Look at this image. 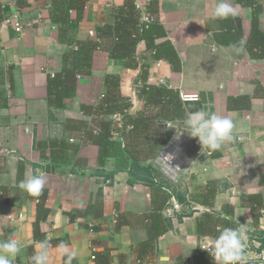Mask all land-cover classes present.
Listing matches in <instances>:
<instances>
[{"label":"crops","instance_id":"0c3cea01","mask_svg":"<svg viewBox=\"0 0 264 264\" xmlns=\"http://www.w3.org/2000/svg\"><path fill=\"white\" fill-rule=\"evenodd\" d=\"M233 3L234 15L213 20L214 0H0V241L18 240L14 264H31L45 238L53 246L49 264H63L55 248L61 241L76 253L72 264H214L201 246L240 225L247 264H257L264 246V72L262 52L248 43L256 17L264 36V0ZM15 12L22 35L5 23ZM143 16L156 20L159 54L141 40L130 58L136 66L127 67L111 56L114 27L131 31ZM93 42L100 46H84ZM65 69L79 72L64 107L56 108L49 84ZM158 90L176 92V100L198 94L199 101L188 102L191 111L236 123L235 141L178 184L160 178L168 191L154 184L146 156L175 139L192 143L190 155L201 145L178 135L182 120L160 119L176 101L150 100ZM108 93L115 109L98 116L94 108ZM37 170L47 183L33 197L18 185ZM41 204L48 215L36 237Z\"/></svg>","mask_w":264,"mask_h":264},{"label":"clouds","instance_id":"9594fccd","mask_svg":"<svg viewBox=\"0 0 264 264\" xmlns=\"http://www.w3.org/2000/svg\"><path fill=\"white\" fill-rule=\"evenodd\" d=\"M233 0H214V7L211 12V19L226 20L235 14ZM237 53L240 51L236 50ZM194 99V98H193ZM184 131L191 138H197L201 145V151H219L225 144L232 143L236 137L234 129L235 121L229 116H221L205 111H188L185 118L180 121ZM47 183L46 173L37 170L36 174L26 176L19 182L18 187L33 197H39ZM246 226L240 225L239 228H223L219 235L212 238L210 245L203 249L213 258L214 264H247V244L244 234ZM33 255L30 257L31 264H49V249L52 244L48 238L37 241ZM55 248L63 257V264H72L76 253L69 250V246L61 241ZM21 252L18 240L14 236L0 241V264H14V259Z\"/></svg>","mask_w":264,"mask_h":264},{"label":"trees","instance_id":"16d2710c","mask_svg":"<svg viewBox=\"0 0 264 264\" xmlns=\"http://www.w3.org/2000/svg\"><path fill=\"white\" fill-rule=\"evenodd\" d=\"M88 0H83V4L86 3ZM1 7V6H0ZM69 8L68 9H72L73 8V4L72 2L69 3ZM134 10L138 9L137 6H133ZM80 9V6H78V10ZM0 12H1V8H0ZM153 17V16H152ZM140 18V17H139ZM154 18V17H153ZM254 28H253V32H252V38L250 39L249 43H248V48L250 50L256 49L259 52H262L261 56L264 59V36L261 34V32L258 30L257 28V17L254 19ZM154 25H156V20L153 19V22L149 25H146V23H144L143 21L140 22L139 19V23L138 25L136 24L133 29L130 31H126L124 28V24L123 25H119V23L116 24V27H114V32L116 35V39H117V45L116 47L111 51V56L115 59H123L126 61V65L127 67H135L136 65L134 63L131 62L130 58L132 57V54H135V49L137 44L141 41V40H146L148 42V45L152 48L156 49V54H159V50L157 47H155V45L153 44L154 41V34H156V36H158L157 32H154ZM99 43V42H98ZM93 42V43H89L88 45H84L85 47H87L89 50L92 49H96L98 48L100 45ZM81 48V47H80ZM78 52V51H77ZM134 61H137L136 58ZM78 70H73V69H65L62 73L61 76L56 75L53 79L50 80V84H49V103L51 106L56 107V108H63V101L65 100V98H67L70 95V90L73 87V83L75 81L76 76L78 75ZM114 77H108V81L109 84L111 85L110 88H114L113 86L115 85L114 83ZM150 89H154V88H150ZM153 91V90H152ZM115 93V92H114ZM108 93V97L106 96L101 102L100 104L95 107V111H96V115L98 116H103L106 114H109L112 110V108H114L115 105L110 104L112 97H115L114 94L112 93V97H109ZM149 94V92H148ZM169 94L170 97L167 95ZM176 92H172V91H166L163 90L162 91H157L156 93H152V95L150 96V100L154 101L157 100V102H164L165 98L168 100L170 99V101L172 99H174L176 102L174 103V105H170L169 107H163V114L162 112H160V119L163 118L164 120H183L185 118V113L188 111H191L190 109V104H188V102H184L185 104H183L182 99H181V95L179 94V98L176 100ZM114 99V98H113ZM115 109V108H114ZM145 120L142 118L141 120H139V124L143 123ZM130 123L133 124L132 129L134 130L137 127L138 121L132 120ZM155 138V143H159L161 142L162 138H160V134L159 132H157V137ZM170 140V139H169ZM166 141H162V144H165ZM159 153H157V155L152 156V155H148L146 156L147 159L151 158L153 159L152 161H154L156 159V157L158 156ZM133 159L134 162H138L140 155H132L131 157ZM138 164V163H136ZM148 169V168H147ZM151 171L154 178V184L157 185L158 187H161L162 189H164L165 191L168 189L164 186H162L161 183H159L158 180H160V178L162 179L163 177L158 173V171L155 169L154 165L151 164L149 166L148 171ZM80 213L75 211L69 214L71 220H74L76 215H79ZM48 215V209L46 207H44V204H41L39 206V211H38V215H37V219L35 222V234L36 237L39 236V232H40V224L42 221L46 220ZM164 230L162 229L161 232H159L160 234L163 232ZM157 233V232H156ZM158 237V234H156L154 237H152V240L149 242L150 244H154V241L156 240V238ZM97 258V256H96Z\"/></svg>","mask_w":264,"mask_h":264},{"label":"built area","instance_id":"2783aa9c","mask_svg":"<svg viewBox=\"0 0 264 264\" xmlns=\"http://www.w3.org/2000/svg\"><path fill=\"white\" fill-rule=\"evenodd\" d=\"M0 8L2 10L3 6ZM143 22L149 25L153 22V18L150 16H143ZM5 23L12 26L18 34H23V23L21 21V15L18 12L13 13L7 18ZM93 34V31H91V35ZM262 70L264 72V59L262 60ZM180 95L183 102H197L200 100L198 94L181 93ZM192 149L193 145L191 142L185 140L183 144L175 139L170 145L163 148L153 161V165L164 180L172 184H178L186 175L193 172L194 167L198 165V163L206 158H211L213 155V152L207 150L201 151V147L196 148L195 155H190ZM205 171H207V169H205ZM207 247V245L201 246L202 249ZM95 260L96 255L94 254L91 256V261ZM253 261L257 264H264V246L260 252L257 253Z\"/></svg>","mask_w":264,"mask_h":264}]
</instances>
